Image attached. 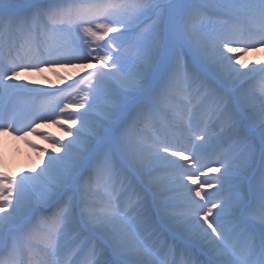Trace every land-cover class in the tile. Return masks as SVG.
Masks as SVG:
<instances>
[{"label":"snow or ice","instance_id":"obj_1","mask_svg":"<svg viewBox=\"0 0 264 264\" xmlns=\"http://www.w3.org/2000/svg\"><path fill=\"white\" fill-rule=\"evenodd\" d=\"M241 22L251 41L241 50L264 46V0H0V133L58 122L76 91L6 81L51 64L105 68L83 78L91 102L67 117L80 121L74 138L52 141L63 155L19 179L0 173V264H264V82L258 93L245 86L264 67L244 72L228 55ZM80 30L91 40L81 41ZM111 33L119 35L103 43ZM42 47L48 59L21 54ZM5 48H16L15 58ZM65 48L71 55L58 56ZM21 92L50 98L48 114L23 127L5 104ZM178 93L207 108L180 114L184 142L158 136L133 145L137 124ZM100 96L102 116L90 124ZM221 168L220 177L199 180Z\"/></svg>","mask_w":264,"mask_h":264},{"label":"bare ground","instance_id":"obj_2","mask_svg":"<svg viewBox=\"0 0 264 264\" xmlns=\"http://www.w3.org/2000/svg\"><path fill=\"white\" fill-rule=\"evenodd\" d=\"M18 2L21 5H24L28 2V0H18ZM246 34L249 36L248 29H246ZM233 38L239 41V43L233 44L237 46L236 51H234L233 53H228V55H231L234 58L238 57L240 59V64L235 65L237 68H240L241 71L247 72L249 68L258 69L264 67V50H262V52L252 50L242 51V44L251 43V41L247 39H240L235 35ZM22 39V37L19 38L17 43H21ZM49 46L50 44L48 45V47ZM11 54H13L15 58V56L17 55L16 48L15 51ZM11 54L8 57H10ZM21 54L28 55L27 50L21 51ZM37 55L39 56L37 57L38 59L49 58L45 53L43 47L37 51ZM30 57H32V55ZM55 58L56 57H52V59ZM35 61L36 59L33 60V62ZM242 65H246V67H242ZM97 68L99 67L92 64L74 66L70 68H66L58 64H51L47 65L46 70H44L45 72L43 71L46 77H49V80L40 77V72L38 71H25L23 74H19V78L23 79L22 82L17 81L18 79L13 82L17 84L37 83V85L33 88L41 89L47 92L51 89L54 90L57 88H63L64 86H69L70 84L75 82L82 74ZM259 74H261V72L251 73L247 78V82L252 80L253 78H256ZM27 80L29 81L27 82ZM6 82L11 83V81ZM70 98L72 101H75L74 96ZM173 99H175V102L179 104L181 108H184L183 112L181 113H186V109H190V107L192 106H189V101L182 99L179 93L176 94ZM47 107L48 103H46V101L36 102L30 109V112H32V116L31 118L28 116V122L36 116L48 114V110L46 109ZM16 109L20 112V114H17L18 116H21L25 113L24 109H22L21 107H17ZM160 115L162 116V119L158 120V128L160 130L163 128L162 125H164L165 129V131L162 132L160 136H166L168 138H170V136H183L182 141H184L185 134L181 128L180 116H177L176 112H174L172 109L169 111L165 110ZM58 117H60V113H57L56 119L58 122L56 123H53L51 121L42 122L37 120L36 123L33 124L35 131L29 130L26 135L23 133H21L20 135H17L15 133L9 134L7 132L0 133V173H5L8 176H11V174H18L21 176L27 174H35L43 168L44 163L47 161L49 155H63V149L59 146V144H54L52 141L55 140L59 141L60 144H67L74 138V134L77 128H79L80 126L75 123H71L68 118L59 119ZM131 133L132 134L130 135V139L133 145L138 140H142L143 138L151 140L155 137L152 135L148 137L145 136L144 122H140L139 124H137V126L131 131ZM200 142L201 141H197V143ZM173 159L178 160L181 164H186V161H184L180 156L173 157ZM191 169L194 170L195 165H192ZM221 173H223V171ZM170 174L171 173H166L165 175ZM184 183L191 188L197 187V185H193L191 181L187 179L184 180ZM214 189L215 187L208 188L209 191H215ZM101 195H103V191H101ZM195 199L199 201L198 197H196ZM97 202L101 203L102 201ZM199 202L203 203V201Z\"/></svg>","mask_w":264,"mask_h":264},{"label":"rangeland","instance_id":"obj_3","mask_svg":"<svg viewBox=\"0 0 264 264\" xmlns=\"http://www.w3.org/2000/svg\"><path fill=\"white\" fill-rule=\"evenodd\" d=\"M246 29H248V25L245 22H241V24L237 25L236 30L234 32V35L239 37L240 39L243 38V39H248L249 40V36H247L246 33H245ZM117 35H119V33H111L105 39V41H103V43L106 44L108 42V40H110L113 36H117ZM71 37H72V39H76V32H72L71 33ZM79 37H80L81 41L91 40V38L86 36L83 33L82 30L79 31ZM231 46L234 47V49L237 48L234 45H231ZM51 47H52V45L50 44L49 48H51ZM115 48H116V45H113V49H115ZM131 48H132V44L131 43H124L123 47L119 50L120 55L127 60V66L128 67H131V63H132V60L129 58V50ZM113 49H107L106 52L111 54ZM251 50L252 51H257V52H262V50H264V46H257L256 48L251 49ZM61 54L65 55V56H70L71 55V50L67 49V48L62 49L61 53H58L57 55L59 56ZM101 54L103 55L104 53H101ZM35 59H36L35 62H37L39 60L37 57ZM89 59H91V57H89ZM87 64L96 65L99 68L93 69V70H91L89 72H86V73L82 74L75 82L70 84V85H72V86H74L76 88V91L72 92L66 99H64V103H69V104H71L73 106L67 108L64 113H60V117H58L59 119L60 118H67L68 116H80L81 113H84L86 111V108H81V107H79V105L82 104V103L87 105V103L91 102V99L89 97L90 85L87 82V80H84L83 78L88 77L89 73H94V72H98V71H104L103 69H105V68H104L103 62H95V61H93V62L87 63ZM80 65L82 66V65H86V64L84 62H79V63L75 64V66H80ZM61 66L66 67V68L74 67L71 64H69V65H61ZM46 68H47V65H44V66H42L41 70H39L38 72H40V77L46 78L47 80H49V77H46V75L44 74V72H45L44 70H46ZM24 72H21V74H23ZM19 76L17 77V79H18L17 81H21L22 82L23 79H20ZM24 81H25V79H24ZM28 81L29 80H27V82ZM77 82H80L79 85L77 84ZM262 82H264V73L261 72V74H259L256 78H253L252 80L248 81L245 86L251 92L258 93L259 87H260ZM11 83H14V82L11 81ZM24 84H25V86L27 88H33V87H35L37 85V83H35V84H33V83H24ZM68 87L69 86H66V87L64 86L63 88H57V89H54V90L51 89V90H49L47 92H53V93L61 92V91L65 90V89H68ZM72 96H74L75 101L71 100L70 97H72ZM175 96H173L171 98V100L169 102V106L165 110L169 111V110L172 109L174 112H176L177 116L178 115L180 116V114H181V112H183L184 108H181V106L175 102V99H173ZM180 96L182 97V99H184L186 101H189V106L192 105L190 107V109L195 110L193 108V106L195 105L197 107H202L203 111L207 110V108L205 106L199 105L198 102L195 101V100H190V98L188 96H185V95H182V94H180ZM49 100H50V98H45V97H42V96L37 95V94L28 93V92H21V93H17L15 95H13L10 99L5 101V104L7 103V108L8 109L11 108V110L15 112V115L17 117L19 125L21 127H23L24 123L28 122V119L25 118L22 115H21V117L18 116L17 114H20V112L16 108L17 107H21L22 109H24V112L26 113V115H29V117L31 118L32 112H30V109L32 108V106H34V104L36 102H41V101H46V103H48ZM104 104H105V100H104V98L102 96H100V97H98L96 99V101H95V109L91 113H89V117H88L90 124L95 123L99 118H101V116H102L101 109L103 108ZM49 107H50V105L48 103V107L46 108L48 111H49ZM190 109H186V112H187V110H190ZM202 114H203V112H202ZM159 119H162V116L160 114L157 115V116H154V117H149V118L145 119L144 121H141V122H144V126H146V128H145V136L146 137L149 136V135L150 136L153 135L154 131L157 133L158 126H159L158 125V123H159L158 120ZM75 124L80 126V121L78 120ZM131 134L132 133H130V135ZM174 139H176V138H174ZM142 140L148 141L146 138H143ZM177 141H178V139H177ZM178 142H180V141H178ZM214 167H219V165H215ZM222 171H223V168H221L220 172H216L214 170L212 172H207L206 175H204V176H199V173H197V175L199 176V180L201 182H204V181H208V180H214L215 178L220 177L222 175V173H221ZM213 172H215V173H213ZM9 174H10V172H9ZM20 176L21 175H18V174L17 175L11 174L10 177H16L17 179H19ZM197 187H199V184H197ZM217 187H219V185H217L215 187V189H214L215 191H209L208 187H205L202 194L214 193V192H216Z\"/></svg>","mask_w":264,"mask_h":264}]
</instances>
